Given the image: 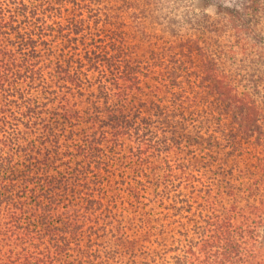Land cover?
<instances>
[{"label": "trees", "instance_id": "obj_1", "mask_svg": "<svg viewBox=\"0 0 264 264\" xmlns=\"http://www.w3.org/2000/svg\"><path fill=\"white\" fill-rule=\"evenodd\" d=\"M0 0V264H264V0Z\"/></svg>", "mask_w": 264, "mask_h": 264}, {"label": "rangeland", "instance_id": "obj_2", "mask_svg": "<svg viewBox=\"0 0 264 264\" xmlns=\"http://www.w3.org/2000/svg\"><path fill=\"white\" fill-rule=\"evenodd\" d=\"M203 5V2L201 0L196 1V6L201 7Z\"/></svg>", "mask_w": 264, "mask_h": 264}]
</instances>
